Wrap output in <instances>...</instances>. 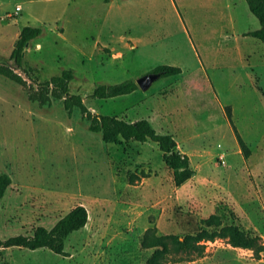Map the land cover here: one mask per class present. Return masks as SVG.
Masks as SVG:
<instances>
[{"label": "rangeland", "instance_id": "1", "mask_svg": "<svg viewBox=\"0 0 264 264\" xmlns=\"http://www.w3.org/2000/svg\"><path fill=\"white\" fill-rule=\"evenodd\" d=\"M26 25L41 28L22 57L32 79L72 69L70 92L91 112L148 118L189 157L193 175L175 186L154 143L104 142L78 109L67 114L59 100L40 106L0 75V173L11 178L0 198V239L49 229L79 204L88 212L64 241L67 255L10 247L0 264L142 263L147 229L194 233L213 214L264 245V47L244 35L259 26L245 0H0V58L10 59ZM159 64L181 73L145 91L91 96L99 84L136 81ZM179 82L189 88L178 90ZM178 257L167 264H264V250L256 256L226 238Z\"/></svg>", "mask_w": 264, "mask_h": 264}, {"label": "trees", "instance_id": "2", "mask_svg": "<svg viewBox=\"0 0 264 264\" xmlns=\"http://www.w3.org/2000/svg\"><path fill=\"white\" fill-rule=\"evenodd\" d=\"M247 11L258 20V28L244 32L260 41L264 47V0H245ZM41 34L40 27L23 26L10 54V60L22 69V57L27 44ZM23 70V69H22ZM28 79L14 72L9 66L0 64V75L18 83L27 92L31 101L40 106L49 105L53 100L62 102L67 114L75 109L88 121V129L101 134L104 142L123 144L128 146L132 141L152 142L162 153L164 163L171 169L172 181L180 186L193 175L189 157L176 150V142L170 134L155 130L149 120L145 118L127 121L117 115L95 114L83 103L78 94L70 92L69 83L73 78L72 69H64L58 75H53L44 81L32 79L30 74L23 70ZM151 72L159 73V77L173 76L181 72L177 66L159 64ZM138 88L135 81L126 79L113 84H99L94 87L91 96L100 99L114 98L129 94ZM225 116L231 125L236 140L243 151L248 155L245 142L238 134L232 119L230 108L225 107ZM11 185V178L6 173H0V198ZM88 221V212L83 205H76L69 209L51 228L35 226L31 235L18 234L6 239H0V250L10 247L27 248L35 250L46 248L59 255H67L64 249L66 237L83 228ZM217 238H226L235 248L249 249L258 256L264 250V245L258 237L252 236L243 230L235 220L225 221L221 215L213 214L202 220L198 231L185 234H157L156 228L147 229L140 245L146 257L142 263L136 264H167L169 256L190 259L198 256L205 248V243Z\"/></svg>", "mask_w": 264, "mask_h": 264}, {"label": "water", "instance_id": "3", "mask_svg": "<svg viewBox=\"0 0 264 264\" xmlns=\"http://www.w3.org/2000/svg\"><path fill=\"white\" fill-rule=\"evenodd\" d=\"M0 64L9 66L12 70H14V72L20 74L25 79H28L27 75L17 65H15L13 60L0 58ZM158 77H159V73L148 72L138 77L135 83L141 90L145 91L151 86L152 82L156 80Z\"/></svg>", "mask_w": 264, "mask_h": 264}, {"label": "crops", "instance_id": "4", "mask_svg": "<svg viewBox=\"0 0 264 264\" xmlns=\"http://www.w3.org/2000/svg\"><path fill=\"white\" fill-rule=\"evenodd\" d=\"M85 6H86V4H85ZM92 6H93V4H92ZM87 7H90V6H86V8ZM84 8V7H83ZM98 41L96 40V42L95 43H97ZM181 73V72H180ZM179 73V74H180ZM178 75V74H177ZM180 78H183V76L182 77H180ZM182 80V81H181ZM180 82H187V84L189 83L188 81H186V79H180ZM179 82V84L177 85V89L178 90H181V88H183L184 87V85H185V88L186 89H188L189 88V86L187 85V84H181ZM137 90V89H136ZM136 90H134L133 92H135ZM132 93V92H131ZM130 94V93H129ZM125 95H127V94H125ZM138 119H140V118H138ZM147 120H148V118H146ZM135 120H137V119H135ZM135 120H131L130 122H132V121H135ZM227 120V119H226ZM151 123V122H150Z\"/></svg>", "mask_w": 264, "mask_h": 264}, {"label": "built area", "instance_id": "5", "mask_svg": "<svg viewBox=\"0 0 264 264\" xmlns=\"http://www.w3.org/2000/svg\"><path fill=\"white\" fill-rule=\"evenodd\" d=\"M18 10H20V7H19V6H16V7H15V11H14L13 14H15V15L18 14ZM10 15H12V14H9V16H10ZM207 243L211 244V241L206 242V244H207Z\"/></svg>", "mask_w": 264, "mask_h": 264}]
</instances>
